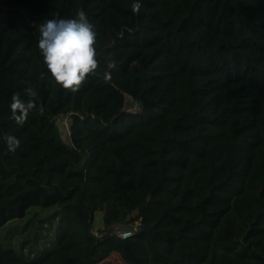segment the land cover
I'll return each instance as SVG.
<instances>
[{
	"label": "trees",
	"instance_id": "obj_1",
	"mask_svg": "<svg viewBox=\"0 0 264 264\" xmlns=\"http://www.w3.org/2000/svg\"><path fill=\"white\" fill-rule=\"evenodd\" d=\"M133 2L0 0V227L53 207L7 230L0 264H264V0ZM237 2L258 28L234 20ZM81 10L98 67L72 93L52 82L38 25ZM28 87L37 108L19 125Z\"/></svg>",
	"mask_w": 264,
	"mask_h": 264
},
{
	"label": "clouds",
	"instance_id": "obj_2",
	"mask_svg": "<svg viewBox=\"0 0 264 264\" xmlns=\"http://www.w3.org/2000/svg\"><path fill=\"white\" fill-rule=\"evenodd\" d=\"M140 8V0H134L133 13L138 14ZM77 17L50 19L38 25V48L51 80L63 90L72 93L78 92L88 76L94 74L98 67L96 32L83 10L77 13ZM114 67L113 62L110 68ZM105 75L110 78V74ZM25 92L30 97L27 102L21 100L17 94L13 96L11 104L12 119L19 125H23L28 112L37 108L34 99L37 96L36 91L28 87ZM39 111H44L43 106L39 107ZM4 140L10 152H14L20 143L14 136L6 135Z\"/></svg>",
	"mask_w": 264,
	"mask_h": 264
},
{
	"label": "rangeland",
	"instance_id": "obj_3",
	"mask_svg": "<svg viewBox=\"0 0 264 264\" xmlns=\"http://www.w3.org/2000/svg\"><path fill=\"white\" fill-rule=\"evenodd\" d=\"M210 15H212L211 11H210ZM215 20L213 22V25L215 24H221L223 19L221 17L220 14H218L217 16H215ZM234 20L236 22H241L244 27L248 28V29H255L258 28L260 21L257 17H255L246 7V5L242 2H237L234 5ZM64 118L65 116L59 117L56 119V123L59 127V131L60 134L63 138V140L65 142H68V136L65 135L64 133V129H63V123H64ZM53 207L50 208H40V207H36V206H32L28 209V212L24 215V217L22 218H16L14 220H11L9 222H7L4 226L0 227V243L3 244L4 246L8 245V240H6L5 243H3L4 241V234L6 233V237H10L11 241L13 244L14 241L16 240L18 234H15L16 230L13 231H7L10 227L16 225L17 223H22L25 222L29 217H31L33 215V213H42V212H46L48 210H52ZM93 223H92V230L93 232L97 235L99 234V232L102 230V221H101V213L100 211H94L93 212V219H92ZM131 228H129V226L127 225H120L118 226L116 233L119 234L124 230H130ZM7 239V238H6ZM50 243H46L44 245H42V249L43 248H49L50 247ZM99 264H125L122 259L115 253H111L107 258H105L102 262H100Z\"/></svg>",
	"mask_w": 264,
	"mask_h": 264
},
{
	"label": "built area",
	"instance_id": "obj_4",
	"mask_svg": "<svg viewBox=\"0 0 264 264\" xmlns=\"http://www.w3.org/2000/svg\"><path fill=\"white\" fill-rule=\"evenodd\" d=\"M63 131L65 133L66 136L70 135V121L69 118L67 116H65L64 118V123H63ZM131 234L130 230H124L121 233H119L118 235L122 238H125L127 236H129Z\"/></svg>",
	"mask_w": 264,
	"mask_h": 264
},
{
	"label": "water",
	"instance_id": "obj_5",
	"mask_svg": "<svg viewBox=\"0 0 264 264\" xmlns=\"http://www.w3.org/2000/svg\"><path fill=\"white\" fill-rule=\"evenodd\" d=\"M130 101L132 102V99H130ZM138 105V104H137Z\"/></svg>",
	"mask_w": 264,
	"mask_h": 264
}]
</instances>
